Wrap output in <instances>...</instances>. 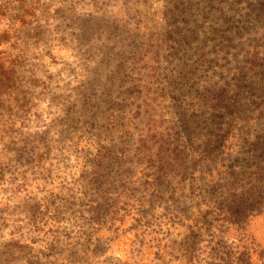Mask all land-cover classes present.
Listing matches in <instances>:
<instances>
[{
    "label": "rangeland",
    "instance_id": "rangeland-1",
    "mask_svg": "<svg viewBox=\"0 0 264 264\" xmlns=\"http://www.w3.org/2000/svg\"><path fill=\"white\" fill-rule=\"evenodd\" d=\"M256 2L0 0V264H264Z\"/></svg>",
    "mask_w": 264,
    "mask_h": 264
},
{
    "label": "trees",
    "instance_id": "trees-1",
    "mask_svg": "<svg viewBox=\"0 0 264 264\" xmlns=\"http://www.w3.org/2000/svg\"><path fill=\"white\" fill-rule=\"evenodd\" d=\"M255 15L253 18H251V20L248 22L246 21V19H244V21L247 23V27H245V29H250L251 24H256L257 22H260V16L264 14V0H257L256 2V6H255ZM5 16V13L2 12L1 8H0V22H1V18H3ZM25 22L23 16H18L17 20H15L13 22V26L12 25H6L4 26V29L2 31L3 35L0 38V42H2V40H8L9 37L8 34H10V32L15 28L16 25H18L17 27L21 26L24 27L25 26ZM257 47H254L252 49V51H249L247 53V60L249 65L251 66V68L254 67V62L257 60V57L259 56L260 52L256 51ZM249 75H256L257 73L254 71H250L249 70ZM14 71H13V67L12 66H7L5 67V65L0 61V102L1 104L5 105V110L6 112L9 110L8 106L10 104V102L12 101L11 99V93L13 90V86H12V80H13V76H14ZM257 78H259L258 76H256ZM1 112H3L1 110ZM257 170H261V168H257ZM261 181H263V179L260 178ZM256 190V194H259V191H257V188H255ZM109 203V199L107 197H101L100 198V207H102L103 205H106Z\"/></svg>",
    "mask_w": 264,
    "mask_h": 264
}]
</instances>
